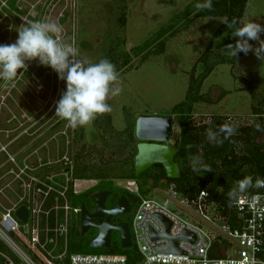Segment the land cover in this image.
<instances>
[{
    "label": "rangeland",
    "instance_id": "obj_1",
    "mask_svg": "<svg viewBox=\"0 0 264 264\" xmlns=\"http://www.w3.org/2000/svg\"><path fill=\"white\" fill-rule=\"evenodd\" d=\"M119 2L120 0H16L20 9L18 13L0 0V44L14 43L18 37L17 29L22 24L47 20L61 25L63 31L59 34V39L77 47L78 58L90 63L101 59V49L115 36L125 38V48L136 63L140 54L149 47L154 48L159 38L167 37L177 27H183V22L192 17L187 30L167 37L163 53L151 55L137 69L119 76L122 91L108 100L112 109V124L116 130L124 128L126 113L133 119L144 114L169 115L171 108L184 99L189 73L209 43L211 35L223 21L220 17L193 19L197 10L195 5L200 0H125L126 26L119 31L116 22ZM243 20H254L264 25V0H248ZM232 31L214 42L216 52L230 53L227 45L235 44L237 39L232 36ZM261 39H264V33L261 34ZM249 43L257 46L256 41ZM138 46L140 48L135 49ZM27 64V70H18V74L21 73L14 81H0V213L15 202L14 198L9 197V192L16 186L14 177L7 169L10 158L34 168L29 172H37L43 167L56 166L63 161L70 164L72 155L80 147L72 139L68 125H60L53 131L59 119L55 116L56 102L66 90V82L60 80L52 68L40 65L37 60ZM200 70L201 66L198 65L196 73ZM263 79L264 62L253 52L237 61L233 69L228 64L217 65L204 80L201 93L208 92L214 99L222 92H225V96L218 103L195 104L194 118L201 121L212 116H230L241 122H248L252 103L249 89L261 94L264 89ZM174 124L170 144L177 133L176 121ZM84 128V143L100 148L103 141L98 138V131L92 124ZM62 140L64 153L60 156ZM134 150L135 144L127 148H108L104 151L103 160L122 159ZM91 159L97 162L99 157L94 154ZM42 163L46 164L42 166ZM58 173L62 171H41L42 176L38 179L43 180ZM116 182L123 188L128 185L124 180ZM95 183L96 180L81 179L76 182L75 188L81 192ZM150 183L146 177L139 181L143 189L148 188ZM145 197L161 201L170 195L165 186L159 185ZM214 208V205H208L205 213L218 224ZM186 214L189 221L200 224L204 230H210V222L200 212L188 209ZM211 233L215 235L214 232ZM116 238L120 240L119 235Z\"/></svg>",
    "mask_w": 264,
    "mask_h": 264
},
{
    "label": "trees",
    "instance_id": "obj_2",
    "mask_svg": "<svg viewBox=\"0 0 264 264\" xmlns=\"http://www.w3.org/2000/svg\"><path fill=\"white\" fill-rule=\"evenodd\" d=\"M15 12H20L16 0H3ZM248 0H212L213 8L209 10H196L193 14V19L198 17H227L229 21L233 18L243 20L244 10ZM204 0H200L203 3ZM119 12L116 17V22L119 31H122L126 26V5L125 0H120L118 3ZM191 18H187L183 22V27H177L168 34L173 37L182 30H187ZM229 29L223 22L218 29L211 35L209 43L196 59L188 79V86L185 97L182 101L174 105L169 115L173 116L177 123V133L170 144L174 150V162L179 168V177L169 179L165 175V171L161 165L152 166L147 171L139 176L134 175V156L136 154V141L134 129L135 119L129 113L125 115V126L122 130H116L112 124L111 114L106 113L98 116L92 123L98 131V138H101L103 145L97 148L94 145H86L84 143L85 128L78 127L70 128L72 139L75 143H79L80 147L72 155V162H62L56 166L43 167L41 171L51 173L54 171H62V174H67L70 177L66 197L68 203L73 209H80L83 204L86 206L84 196L98 189L113 187L114 180H133L137 183L139 195L130 193L124 188H121L123 196L131 200L136 206L140 197L145 196L150 190L156 189L159 185L166 186L169 183L175 185L176 191L183 197L193 198L200 191H205L207 196L205 201L207 204H214L217 209L227 217L228 222L234 225L235 215L233 213V205H230L227 193L234 185V182L242 179L245 175H252L254 180L256 177L264 178V131H257L254 127V122L261 124L264 128V89L261 94H257L254 90L249 89L251 95V112L248 122H241L238 118L230 116H212L205 120L197 121L193 116V108L195 104L218 103L224 96L225 92L218 98H213L210 93H201V87L204 80L209 76L213 69L220 64H228L233 69L236 62L241 60L245 54H238V58H234L230 53H218L214 50V42L220 39L224 34L229 32ZM111 36V35H110ZM167 36V37H168ZM167 37L162 36L155 42L154 48H147L139 56V60L134 63L132 56L125 48L124 37H111L109 44L101 49V59L107 58L115 64L119 76L127 71L137 69L151 55L161 54L165 51V43ZM140 46L135 49H139ZM200 65L201 70L196 73V67ZM264 82V79H263ZM109 104V101H107ZM255 117V121L254 118ZM225 122H230L236 126V134L225 140L222 146H217L210 143L207 139V130L211 128L217 131L219 126ZM68 125L61 118L58 119L57 126ZM222 138V135H221ZM63 140L59 155L64 153ZM131 144H135L134 152L128 154L122 159L103 160L104 151L112 147L127 148ZM192 144L193 147L188 149L186 145ZM96 154L99 157L97 162H94L91 157ZM202 154L205 163L211 166L212 172H193L188 163L190 155ZM19 160V159H18ZM12 165L7 164V169L10 170ZM4 173V171L2 172ZM1 173V174H2ZM146 177L149 179L150 186L143 189L139 181ZM66 177L59 175L57 180L61 184H65ZM97 180L98 183L82 193H74L72 185L74 180ZM48 182V181H47ZM147 182V181H146ZM257 189H251L254 193ZM21 194V189L17 183L15 189L9 192V197L17 200ZM63 203V200L60 199ZM47 208V207H46ZM62 214V211H61ZM51 225V224H50ZM79 214L74 215L71 220L67 235V251L68 253H85V254H102V253H117L127 256V264H134L138 260V256L133 248L123 249L120 247L118 238L114 239L113 245L109 249H92L88 247V242L84 244L78 241L80 231ZM52 236V234H49ZM219 240V241H218ZM221 240V241H220ZM62 244V239L60 238ZM224 243V240L219 236L215 242L216 245ZM50 246V245H49ZM61 250V249H60ZM0 252L9 255L10 252L0 241ZM5 259L0 255V264H4Z\"/></svg>",
    "mask_w": 264,
    "mask_h": 264
},
{
    "label": "built area",
    "instance_id": "obj_3",
    "mask_svg": "<svg viewBox=\"0 0 264 264\" xmlns=\"http://www.w3.org/2000/svg\"><path fill=\"white\" fill-rule=\"evenodd\" d=\"M8 161L12 165L8 172L12 174L16 184H19L21 194L11 207L0 213V241L10 252L9 255L0 252L5 259L4 264H127V256L124 254L68 253L67 235L71 216L75 211L68 203L65 193L70 177L65 173H58L39 180L42 176L40 172H29L34 168L28 167L26 163H17L14 158ZM59 175L66 177L65 184L57 180ZM76 181L72 185L74 193H77ZM126 181L128 185L124 189L139 195L137 183L133 180ZM165 188L172 200L170 197L161 201L140 197L134 208L129 225L131 248L138 256L134 264H175L170 260L173 256L184 257L185 262L206 258L210 264L227 259L239 260L251 253L248 240L253 236L258 249L255 256L258 261L264 262V221L254 219L247 205H233L235 218L234 225H231L227 217L212 204L215 206V217L219 219L217 224L205 213L207 206L211 205L205 201V191H200L193 198H186L176 191L173 183L167 184ZM256 192L264 194V189H257ZM21 205L28 210L25 223L14 215ZM188 209L200 212L210 222L208 228L215 235L210 230H204L200 224L189 221L186 218ZM157 215L171 222L168 237L163 236L166 226ZM183 231L192 234L194 239L178 240L177 252L165 251L171 245V238L178 237ZM152 234L156 237L153 238ZM219 236L224 243L216 245L215 241Z\"/></svg>",
    "mask_w": 264,
    "mask_h": 264
},
{
    "label": "clouds",
    "instance_id": "obj_4",
    "mask_svg": "<svg viewBox=\"0 0 264 264\" xmlns=\"http://www.w3.org/2000/svg\"><path fill=\"white\" fill-rule=\"evenodd\" d=\"M198 10H209L213 8L212 0H204L197 3ZM236 39L235 44L229 43L227 48L230 55L238 58L243 52L254 55L264 62V25L254 20L231 21L227 17L222 21ZM63 31L61 25L47 20L28 21L18 29V37L14 43L0 44V81L5 83L14 81L18 70H27V62L37 60L40 65L52 68L60 80L66 82V90L61 93V98L56 102L55 116L65 120L70 128L89 126L98 117L112 111L107 101L117 96L122 91L119 73L116 66L109 59L103 58L96 63H90L86 59H80L79 49L64 43L59 39ZM249 41H256L253 46ZM255 121V117L253 118ZM257 131H264L261 124L254 122ZM236 134V126L225 122L219 126L217 131L211 128L207 130V139L210 143L222 146L225 140ZM222 135V138H221ZM188 149L192 144L186 145ZM188 163L193 172H212L210 165L204 162L202 154L190 155ZM251 189H264V178L245 175L242 179L234 182L227 196L230 205H247L253 213L254 219L264 221V194L251 193ZM248 245L250 254H245L242 259H227L214 261L211 264H264L258 261L255 252V237H250ZM175 264H210L205 258L203 260H187L184 257L173 256L170 258Z\"/></svg>",
    "mask_w": 264,
    "mask_h": 264
},
{
    "label": "water",
    "instance_id": "obj_5",
    "mask_svg": "<svg viewBox=\"0 0 264 264\" xmlns=\"http://www.w3.org/2000/svg\"><path fill=\"white\" fill-rule=\"evenodd\" d=\"M174 119L171 115H139L135 119V138L136 154L134 156V175L139 176L152 166L161 165L165 171V175L169 179L179 177L178 165L174 162L175 150L170 145L174 132ZM108 192H100L93 195L92 199L95 205V212L89 213L82 204L80 208L81 233L84 234L88 229L94 227L97 229V236L88 244L92 249H109L111 244V233L119 232L120 247L123 249L131 248V235L128 224L112 226L110 220L113 217L124 215L129 212V204L127 200L120 198L114 207L110 210L105 209V200ZM15 217L22 223L28 218V210L24 205L19 206L15 212ZM106 216L104 221L95 224L96 219ZM157 217L165 224L166 233L163 235L168 237V230L171 222L161 215ZM152 237L156 236L152 234ZM192 241L194 236L187 231H183L178 237L171 238V245L165 251L177 252L176 242L178 240Z\"/></svg>",
    "mask_w": 264,
    "mask_h": 264
},
{
    "label": "flooded vegetation",
    "instance_id": "obj_6",
    "mask_svg": "<svg viewBox=\"0 0 264 264\" xmlns=\"http://www.w3.org/2000/svg\"><path fill=\"white\" fill-rule=\"evenodd\" d=\"M57 128H58V126L55 125V128H53V131L56 130ZM44 164H46V163H42L41 165L44 166ZM39 171L41 172V170H39ZM116 181L117 180L113 181V187L111 189H108V188L98 189V190H96V191H94L92 193H89L88 195L84 196L83 198L86 200V206L85 207H86V209H87V211L89 213H94L96 208H95V205H94L92 197H93V195H95L97 193H100V192H108V196H107V198L105 200V203H104L105 204V209H107V210L112 209L114 207V205L116 204V202L120 198L124 197L127 200L128 204H129V212L127 214L119 215V216L111 218L110 222H111L112 226H119L121 224H128V226H129L130 222L128 223L127 221H130L131 218H132V215H133V212H134V204H133V202L131 200H128L125 196H123V194H122V192L120 190L123 187L120 186L119 184H117ZM97 183H98V181L96 180V183L92 184L86 190H88L91 187L95 186ZM86 190H83L81 192L77 191V193H82V192H85ZM77 214H79V226H78V229L80 231V235L78 236L77 239L82 244H84L85 242H88V244H89V242L91 240H93L97 236L98 231H97L96 228L91 227L84 234H82L81 233V221H80V209L79 210L75 209L74 215H77ZM105 218H106V216L103 215L100 219H96L95 220V224H99L101 221H104ZM118 235H119L118 231H113L111 233V241H110L111 246L113 245L114 239H116V237Z\"/></svg>",
    "mask_w": 264,
    "mask_h": 264
},
{
    "label": "crops",
    "instance_id": "obj_7",
    "mask_svg": "<svg viewBox=\"0 0 264 264\" xmlns=\"http://www.w3.org/2000/svg\"><path fill=\"white\" fill-rule=\"evenodd\" d=\"M77 181H78V180H77ZM77 181H76V182H77Z\"/></svg>",
    "mask_w": 264,
    "mask_h": 264
}]
</instances>
